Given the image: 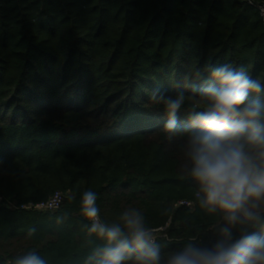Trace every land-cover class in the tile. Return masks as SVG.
Segmentation results:
<instances>
[{
    "label": "trees",
    "instance_id": "1",
    "mask_svg": "<svg viewBox=\"0 0 264 264\" xmlns=\"http://www.w3.org/2000/svg\"><path fill=\"white\" fill-rule=\"evenodd\" d=\"M206 64L242 65L264 84V21L254 7L0 0V264L29 251L46 264H87L105 244L81 215L87 190L97 193L103 223L134 208L153 234L163 229L155 238L161 264L189 243H215L225 221L200 207L188 134L170 138L162 106L149 100L157 87L183 90L186 124L203 110L189 84L197 70L206 78ZM57 191L64 194L57 211L17 208ZM184 200L193 205L176 206Z\"/></svg>",
    "mask_w": 264,
    "mask_h": 264
},
{
    "label": "clouds",
    "instance_id": "2",
    "mask_svg": "<svg viewBox=\"0 0 264 264\" xmlns=\"http://www.w3.org/2000/svg\"><path fill=\"white\" fill-rule=\"evenodd\" d=\"M203 71L206 78L197 70L199 79L189 88L204 107L191 111L186 124L180 123L183 90L171 95L157 87L151 90L149 100L162 106L166 116L163 128L170 138L178 132L188 134L190 175L199 185L200 207L209 214L221 213L225 226L211 246L189 243L164 264H264V84L242 65L206 64ZM80 211L90 222L88 234L105 241L87 264H161L160 246L139 210H125L119 222L105 224L100 219L97 193L87 190ZM12 264L46 261L29 251Z\"/></svg>",
    "mask_w": 264,
    "mask_h": 264
},
{
    "label": "built area",
    "instance_id": "3",
    "mask_svg": "<svg viewBox=\"0 0 264 264\" xmlns=\"http://www.w3.org/2000/svg\"><path fill=\"white\" fill-rule=\"evenodd\" d=\"M236 1L254 7L260 13L264 21V3H257L254 0H236ZM63 200H64V194L62 193V191H57L52 196H50L48 199L44 201L25 203V204H21L20 206L18 207L16 206V207L20 209L32 210V211L34 210L35 211H57L62 206ZM1 201H2V197L0 196V202ZM192 205L193 203L187 200L179 201L176 204V206H190V207ZM8 206H10V204Z\"/></svg>",
    "mask_w": 264,
    "mask_h": 264
},
{
    "label": "rangeland",
    "instance_id": "4",
    "mask_svg": "<svg viewBox=\"0 0 264 264\" xmlns=\"http://www.w3.org/2000/svg\"><path fill=\"white\" fill-rule=\"evenodd\" d=\"M160 230H163V229H159L158 232L154 233V237L156 238V236H158L159 234H161V231Z\"/></svg>",
    "mask_w": 264,
    "mask_h": 264
}]
</instances>
